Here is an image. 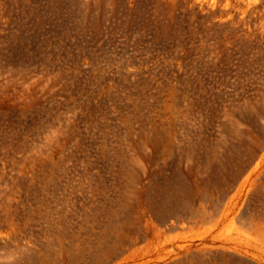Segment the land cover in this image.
I'll return each instance as SVG.
<instances>
[{
    "label": "rangeland",
    "instance_id": "1",
    "mask_svg": "<svg viewBox=\"0 0 264 264\" xmlns=\"http://www.w3.org/2000/svg\"><path fill=\"white\" fill-rule=\"evenodd\" d=\"M0 264H264V0H0Z\"/></svg>",
    "mask_w": 264,
    "mask_h": 264
},
{
    "label": "bare ground",
    "instance_id": "2",
    "mask_svg": "<svg viewBox=\"0 0 264 264\" xmlns=\"http://www.w3.org/2000/svg\"><path fill=\"white\" fill-rule=\"evenodd\" d=\"M243 159V158H242ZM244 160V159H243ZM234 173V171H232ZM238 172V171H237Z\"/></svg>",
    "mask_w": 264,
    "mask_h": 264
}]
</instances>
